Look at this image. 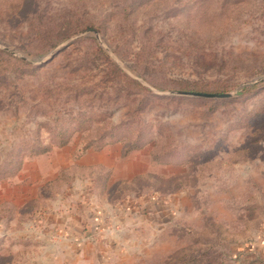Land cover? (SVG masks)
Returning a JSON list of instances; mask_svg holds the SVG:
<instances>
[{
    "label": "rangeland",
    "instance_id": "rangeland-1",
    "mask_svg": "<svg viewBox=\"0 0 264 264\" xmlns=\"http://www.w3.org/2000/svg\"><path fill=\"white\" fill-rule=\"evenodd\" d=\"M69 143L74 159L114 143L149 156L115 187L101 165L81 171L111 209L142 213L102 240L97 264H264V0H0L1 192L23 200L25 163ZM76 167L42 192L32 180L33 222ZM34 227L33 256L49 243Z\"/></svg>",
    "mask_w": 264,
    "mask_h": 264
},
{
    "label": "crops",
    "instance_id": "crops-1",
    "mask_svg": "<svg viewBox=\"0 0 264 264\" xmlns=\"http://www.w3.org/2000/svg\"><path fill=\"white\" fill-rule=\"evenodd\" d=\"M74 149L78 148L75 144L69 143L47 154L37 156L36 159L28 160L30 163L27 165L25 163L23 173L19 177L24 182L18 184V190L21 189L24 194L29 193L24 196L23 200L17 202L14 194L13 196L9 195L11 188L14 187L10 184L6 190L8 191L7 197L1 198V193L6 191L1 192L0 189V204L6 203L9 208L6 218L0 220V254H9L10 252L14 254L18 250L23 259L17 264H97L99 263L97 258L101 252L99 250L103 247L101 242L104 238H109V234L114 231L113 228L119 230L124 229L129 224L141 223V212L135 211L128 214L125 211L124 207L127 205L125 202L128 199L122 205L114 206L116 208L114 210L118 211L116 219H113L112 216L115 213L111 209L113 204L108 197L101 196L102 194L97 192V182L94 185V181L92 183L90 179H81L79 176L82 172H89L88 167L101 165L107 172L105 173L104 181L106 183L104 187L107 184L112 187L117 184L131 183L149 171L142 168L143 162H145V166L149 163V156L144 154L133 159V151L122 156L121 144L119 143L104 146L97 151L94 148H89L77 155L75 159L73 157ZM131 158L133 163L129 162ZM74 161L77 170L71 176H76L78 179L69 178L64 187L53 189L54 198L50 201L51 203L46 202L38 207L33 222L31 216L26 215L31 208L32 180L37 178L35 192L37 190L42 192L44 184L53 183L57 180L61 174V169ZM33 165L34 170L32 169ZM139 167L140 170L137 169ZM33 172L36 173L33 174ZM155 174L158 177V172ZM69 187L71 189H68ZM4 196L6 195L3 194ZM148 198H146V203L142 204L143 211L153 212L157 206L152 204L153 202L149 201ZM151 198L153 199L154 196ZM33 225H35V237L49 239L47 246L37 249L35 256H33L31 249ZM260 243L259 254L264 258V237ZM15 245H22V247L15 249ZM3 250L7 252H3Z\"/></svg>",
    "mask_w": 264,
    "mask_h": 264
},
{
    "label": "water",
    "instance_id": "water-1",
    "mask_svg": "<svg viewBox=\"0 0 264 264\" xmlns=\"http://www.w3.org/2000/svg\"><path fill=\"white\" fill-rule=\"evenodd\" d=\"M56 51H58V49ZM56 51L52 53V56ZM179 93L184 95H192V96L208 97V98H225L231 95L230 93H208V92H192V91H181Z\"/></svg>",
    "mask_w": 264,
    "mask_h": 264
},
{
    "label": "trees",
    "instance_id": "trees-1",
    "mask_svg": "<svg viewBox=\"0 0 264 264\" xmlns=\"http://www.w3.org/2000/svg\"><path fill=\"white\" fill-rule=\"evenodd\" d=\"M67 143V141L64 143V144H66ZM63 144V143H62ZM126 146V145H125ZM129 150H131V148H129V147H125V149H124V154L126 155L128 152H129ZM153 157V156H152ZM157 161V160H156ZM263 260H264V258H262Z\"/></svg>",
    "mask_w": 264,
    "mask_h": 264
}]
</instances>
